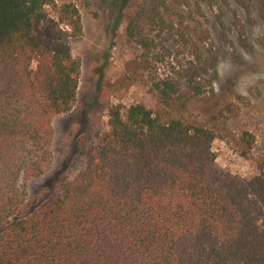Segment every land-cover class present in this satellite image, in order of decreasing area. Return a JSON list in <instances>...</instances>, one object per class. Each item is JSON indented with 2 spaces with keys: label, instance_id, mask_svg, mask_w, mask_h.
Masks as SVG:
<instances>
[{
  "label": "trees",
  "instance_id": "trees-1",
  "mask_svg": "<svg viewBox=\"0 0 264 264\" xmlns=\"http://www.w3.org/2000/svg\"><path fill=\"white\" fill-rule=\"evenodd\" d=\"M146 12L141 0L127 31L150 49ZM82 34L71 1L0 0V264H264L256 136H235L254 171L233 174L214 130L144 104L112 105L99 142L76 144L85 167L28 211L21 180L49 169L53 119L77 103L82 63L63 38ZM156 88L181 102L172 81Z\"/></svg>",
  "mask_w": 264,
  "mask_h": 264
},
{
  "label": "rangeland",
  "instance_id": "rangeland-1",
  "mask_svg": "<svg viewBox=\"0 0 264 264\" xmlns=\"http://www.w3.org/2000/svg\"><path fill=\"white\" fill-rule=\"evenodd\" d=\"M71 1L82 16L83 34L67 36L82 63L77 103L53 119L49 169L26 182L28 211L62 192L86 165L76 147L83 138L96 145L108 128V111L124 113L136 104L165 111L217 134V164L246 176L253 165L235 150V136H256L254 155L264 159V0H147L144 48L128 34L130 16L141 0ZM50 18H54L51 11ZM178 87L166 106L157 84Z\"/></svg>",
  "mask_w": 264,
  "mask_h": 264
}]
</instances>
